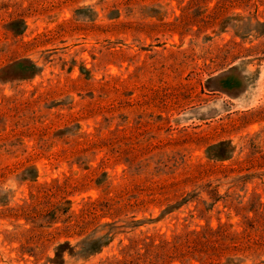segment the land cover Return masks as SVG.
<instances>
[{
    "label": "rangeland",
    "instance_id": "374dc122",
    "mask_svg": "<svg viewBox=\"0 0 264 264\" xmlns=\"http://www.w3.org/2000/svg\"><path fill=\"white\" fill-rule=\"evenodd\" d=\"M0 264H264V0H0Z\"/></svg>",
    "mask_w": 264,
    "mask_h": 264
},
{
    "label": "crops",
    "instance_id": "0c3cea01",
    "mask_svg": "<svg viewBox=\"0 0 264 264\" xmlns=\"http://www.w3.org/2000/svg\"><path fill=\"white\" fill-rule=\"evenodd\" d=\"M225 80V81H224ZM229 78L228 77H225L221 80V82L219 83V86H221V88H228L227 85L224 83L226 81H228Z\"/></svg>",
    "mask_w": 264,
    "mask_h": 264
},
{
    "label": "trees",
    "instance_id": "16d2710c",
    "mask_svg": "<svg viewBox=\"0 0 264 264\" xmlns=\"http://www.w3.org/2000/svg\"><path fill=\"white\" fill-rule=\"evenodd\" d=\"M22 62H19V63H17V64H15V65H18V66H22ZM59 248H61V246H59Z\"/></svg>",
    "mask_w": 264,
    "mask_h": 264
}]
</instances>
